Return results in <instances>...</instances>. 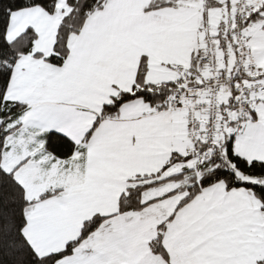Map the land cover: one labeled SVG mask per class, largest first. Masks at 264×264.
Instances as JSON below:
<instances>
[{"label": "snow or ice", "instance_id": "snow-or-ice-1", "mask_svg": "<svg viewBox=\"0 0 264 264\" xmlns=\"http://www.w3.org/2000/svg\"><path fill=\"white\" fill-rule=\"evenodd\" d=\"M0 264H264V0H0Z\"/></svg>", "mask_w": 264, "mask_h": 264}]
</instances>
